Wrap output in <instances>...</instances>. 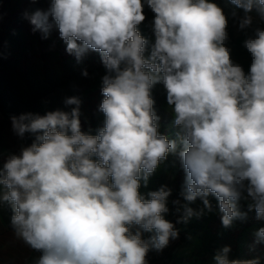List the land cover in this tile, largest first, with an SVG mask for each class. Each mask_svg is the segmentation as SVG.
<instances>
[{
	"label": "clouds",
	"instance_id": "clouds-1",
	"mask_svg": "<svg viewBox=\"0 0 264 264\" xmlns=\"http://www.w3.org/2000/svg\"><path fill=\"white\" fill-rule=\"evenodd\" d=\"M231 3L244 10L241 30L252 25L253 9L264 20V0ZM145 6L154 13L155 38L147 57L137 27ZM24 17L44 39L58 28L77 62L98 52L106 69L105 120L96 135L81 130L77 96L65 99L75 105L70 112L10 117L18 137L36 135L0 170V202L12 208L15 236L41 253L35 264H147L149 250L162 251L179 236L163 215L171 189L161 186L147 199L139 192L170 153L185 173L180 195L204 205L194 211L185 204L177 223L211 212L210 196L224 227L246 218L241 200L264 219V29L243 41L251 56L245 75L226 47L227 18L209 0H52ZM158 83L179 128V149L158 132L151 97ZM142 232L153 234L144 240ZM254 235L264 242V227ZM230 251L219 250L215 264H260L258 257L230 260Z\"/></svg>",
	"mask_w": 264,
	"mask_h": 264
},
{
	"label": "rangeland",
	"instance_id": "rangeland-1",
	"mask_svg": "<svg viewBox=\"0 0 264 264\" xmlns=\"http://www.w3.org/2000/svg\"><path fill=\"white\" fill-rule=\"evenodd\" d=\"M225 1L226 0H209V2L216 3L223 10L228 21L226 29L228 32V40L226 41V47L231 50L230 55L232 61L239 64L243 68L245 75H247L251 65V56L243 47V41L247 36L253 34L255 28L259 27L264 29V23L259 26L251 25L249 28L241 30L239 28V20L241 17L230 14L229 9H227L228 5ZM236 8L240 13L244 11L241 8ZM252 12H256L255 9H253ZM144 15L146 19L142 23L149 38H146L148 44L146 45L145 56L147 57L150 54L151 46L155 39L151 29V21L154 18V13L145 6ZM10 47L13 46L10 45L9 48ZM8 59L9 62H11L0 68V106L3 110L8 111L13 116H19L25 113L44 115L48 111L55 110L70 112L75 105H66L65 99L77 96L81 99V130L87 134L96 135L97 129L104 126L105 117L103 113L95 118L84 117L82 113L88 110L91 92L101 89L102 77L106 74V70L90 78L73 80L69 86L48 94L36 104H30L28 103L29 88L26 86L25 82L17 76L14 58L8 55ZM37 75V70H33L29 75V81L34 87L42 84ZM165 93L166 89L162 83L154 85L151 89V97L165 96ZM167 111L172 116L169 126L170 133L167 135V138L176 140L179 149V128L174 125V115L169 105L167 106ZM27 134L31 136L32 142H34L36 134ZM19 141L23 148L22 138L19 137ZM14 149H16V147ZM14 153L17 152L15 151ZM174 159L178 160L179 158L175 155ZM164 167L165 168H161L160 166L157 167L155 172L149 177L147 186L141 181L139 192L147 199L148 192L157 191L161 186H167L171 189V195L167 200L169 211L163 215L166 220L175 223V228L179 231V236L177 239H170L168 246L162 251L157 252L155 250H149L146 256L147 263L161 264L163 263V259L169 255L174 264H215L214 256L225 246H229L231 249L229 253L230 260L262 258L264 253V242L256 243L254 233L258 229L264 227V219H257L255 210H249L248 204L250 201L241 200L239 202V210L242 213H246V218L233 221L230 227L223 226L221 221L222 213L219 211L217 199L213 196L209 197L213 209L211 212L205 210L204 214L199 218L193 216L187 223H177V220L184 215L185 204L194 211H200L204 208V205L199 198L192 203L184 200L178 216L174 218L172 209L174 207L175 186L169 169L171 170L176 166L175 164L168 166V164L166 165L165 163ZM5 205H7L13 213L11 206L7 202H5ZM1 221L2 225L5 226L2 218ZM7 227L13 229L11 225H7ZM135 230L136 229L133 228V232H135ZM152 234L153 233L142 232L141 238L147 240Z\"/></svg>",
	"mask_w": 264,
	"mask_h": 264
},
{
	"label": "trees",
	"instance_id": "trees-1",
	"mask_svg": "<svg viewBox=\"0 0 264 264\" xmlns=\"http://www.w3.org/2000/svg\"><path fill=\"white\" fill-rule=\"evenodd\" d=\"M52 0H0V68L9 64L8 55L15 60L17 76L22 79L29 88L28 103L36 104L48 94L65 88L76 79H86L105 71L100 54L89 51L86 56L77 62L74 55L66 51V44L60 39L58 28L53 26L47 39L43 38L40 31L33 32L32 25L24 17L27 11L32 13L37 9L46 10ZM227 9L231 14V8L237 7L226 0ZM244 12V11H243ZM140 34L146 39L148 35L143 23L137 26ZM146 39V40H147ZM12 45L13 47L9 46ZM146 53V51H145ZM33 70H37V76L42 82L38 86H32L29 75ZM87 71L88 75L82 73ZM91 100L88 110L82 113L84 117L95 118L100 116L99 105L104 99L101 89L91 92ZM154 100L153 110L159 117L158 132L161 135L170 133V121L172 116L167 111V92L165 96L152 97ZM81 110V108H80ZM1 114L10 118L13 115L0 106ZM170 140V139H169ZM24 147L30 146L33 142L31 136L25 133L22 138ZM174 154H169L166 159L159 163L161 168L166 165L175 164V168L169 169L174 181L175 199L179 200V205L174 204L172 209L173 217H177L184 198L180 195L184 182V170L180 160L174 159ZM7 208L8 206L5 205ZM11 212V210L8 208ZM175 221V220H174ZM176 222V221H175ZM175 226V223H173ZM172 258L167 255L163 259V264H168ZM260 264H264V253L260 259Z\"/></svg>",
	"mask_w": 264,
	"mask_h": 264
},
{
	"label": "crops",
	"instance_id": "crops-1",
	"mask_svg": "<svg viewBox=\"0 0 264 264\" xmlns=\"http://www.w3.org/2000/svg\"><path fill=\"white\" fill-rule=\"evenodd\" d=\"M16 147V149H14ZM22 145L19 137L13 132L10 118L0 112V170L11 154H19ZM17 153H14V152ZM3 186H0V195ZM5 205V202H0ZM0 218V264H35L41 253L31 249L21 239L15 236L14 230L2 225ZM150 264V263H147ZM163 264V263H161ZM168 264H174L171 260Z\"/></svg>",
	"mask_w": 264,
	"mask_h": 264
},
{
	"label": "built area",
	"instance_id": "built-area-1",
	"mask_svg": "<svg viewBox=\"0 0 264 264\" xmlns=\"http://www.w3.org/2000/svg\"><path fill=\"white\" fill-rule=\"evenodd\" d=\"M233 12L236 13L235 16H239L241 18H243V16L245 15L244 12L240 13L236 7L231 8V14ZM249 15L252 17V20H253L252 25L259 26V25H262L264 23V20H261L256 12H251V13H249Z\"/></svg>",
	"mask_w": 264,
	"mask_h": 264
},
{
	"label": "water",
	"instance_id": "water-1",
	"mask_svg": "<svg viewBox=\"0 0 264 264\" xmlns=\"http://www.w3.org/2000/svg\"><path fill=\"white\" fill-rule=\"evenodd\" d=\"M13 215L12 212L8 210L5 205H0V217L4 221L6 225H11V216ZM38 252V251H37ZM40 253V252H38Z\"/></svg>",
	"mask_w": 264,
	"mask_h": 264
}]
</instances>
